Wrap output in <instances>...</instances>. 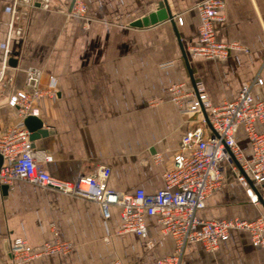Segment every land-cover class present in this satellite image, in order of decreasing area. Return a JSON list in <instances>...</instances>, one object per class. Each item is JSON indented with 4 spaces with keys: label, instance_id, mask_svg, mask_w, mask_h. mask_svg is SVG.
Wrapping results in <instances>:
<instances>
[{
    "label": "crops",
    "instance_id": "1",
    "mask_svg": "<svg viewBox=\"0 0 264 264\" xmlns=\"http://www.w3.org/2000/svg\"><path fill=\"white\" fill-rule=\"evenodd\" d=\"M161 0H86L87 18L70 19L65 11L72 0H51L49 10L37 3L19 6L0 0V133L20 124L12 93L30 90L26 77L39 75L41 86L56 79V97L36 99L37 117L49 132L34 141V149L50 156L41 166L48 173L74 180L92 176L100 166L110 175L107 187L119 192L142 188L155 193L163 187L162 174L172 167L181 137L201 125L200 113L181 107L200 81L213 105L233 100L243 84L257 74L263 84L252 88L264 103V0H224L223 19L214 24L220 42L238 41L247 52L231 51L224 60L191 57L197 43L201 0H166L176 32L165 20L148 27L132 23L157 9ZM182 18L179 23L178 18ZM11 24L21 28L10 33ZM186 53L188 69L182 57ZM14 59L15 64L9 63ZM192 77V78H191ZM181 84L180 105L169 88ZM208 132V126H204ZM264 132V123H257ZM235 140L247 157L251 146L243 129ZM160 155L159 163L154 155ZM104 218L97 202L66 195L16 179L0 185V264H11L9 243L24 238L35 249L54 238L72 242L66 255L35 257L21 264H157L173 250V239L163 235L154 217H146L145 236L121 233L120 208L111 206ZM264 211L250 203L233 169L226 165L221 187L198 211L202 219L250 220ZM150 243V247L148 246ZM180 264H264V248L251 243L247 231L233 229L216 251L189 243Z\"/></svg>",
    "mask_w": 264,
    "mask_h": 264
},
{
    "label": "built area",
    "instance_id": "2",
    "mask_svg": "<svg viewBox=\"0 0 264 264\" xmlns=\"http://www.w3.org/2000/svg\"><path fill=\"white\" fill-rule=\"evenodd\" d=\"M38 4L42 9L51 8V0H15V12L19 6ZM199 16L197 43L189 48L191 57L208 60H224L231 51L247 52L248 48L238 41L220 42L215 37L214 24L223 19L221 11L224 0H201L195 6ZM70 19H86V0H73L70 9L65 11ZM182 23V18H178ZM21 28L10 26L9 34L20 35ZM260 71L264 72V64ZM30 90L12 93L8 104L15 107L20 116V124L11 125L0 133V185L10 186L16 179L60 193L97 202L104 218H109L111 206L120 208L121 233H131L136 237L145 236L146 217H154L163 235L173 239V250L162 257L157 264H180L184 250L189 243H200L207 252L218 249L220 241L229 237L233 229L249 233L251 243L264 248V211L250 220L202 219L198 211L205 206L207 197L218 190L224 179V168L229 165L241 186L245 189L250 203L264 207V132H258L257 123H264V103L252 96V88L263 84L260 74L241 86L235 99L213 105L200 81H195L191 98L181 111L207 113L201 125L187 131L180 140L173 158L172 167L162 174L163 187L155 193H146L142 188L133 192H119L107 187L110 169L100 166L92 176L79 175L74 180H64L48 173L41 166L50 156L32 146L30 133L23 125L29 116H37L34 107L36 99L56 97V79L49 77L45 86L40 85L39 75L32 71L26 77ZM181 84L169 88L172 100L180 105ZM181 106V105H180ZM208 126V132L203 127ZM242 128L251 146L252 154L247 157L235 140L238 128ZM161 156L154 155L159 163ZM240 164V169L234 163ZM54 238L39 248L31 247L21 237L9 243L11 264H21L43 255H66L72 249V242L61 240L53 227ZM150 247V243H148ZM110 264H123L114 260ZM141 264V263H134Z\"/></svg>",
    "mask_w": 264,
    "mask_h": 264
},
{
    "label": "water",
    "instance_id": "3",
    "mask_svg": "<svg viewBox=\"0 0 264 264\" xmlns=\"http://www.w3.org/2000/svg\"><path fill=\"white\" fill-rule=\"evenodd\" d=\"M72 4H73V0L71 2L70 8H71ZM165 20L170 21V23L172 24V26L174 28L175 33L177 34L176 27H175V24H174V21H173V17H172V14H171V12H170V10L168 8L167 2H166V0H161L158 3L157 9L155 11L149 13L147 16L143 17L142 19H140L138 21H135L134 23H132V26H135V27H148V26L154 25V24H156L158 22L165 21ZM181 52H182L183 60H184V62L186 64V67L188 69L189 75L192 76L191 72H190V69H189V65H188V59H187L186 53L183 50L182 46H181ZM9 63L14 65L15 64L14 59H10ZM192 83L195 86V81H194L193 78H192ZM201 111H202V114H203V117H204L205 121L209 125L208 119H207V113H206L205 109L201 108ZM23 125L25 126V128L30 133V140L33 142L32 143L33 147L35 146L34 141L36 139H38L40 137L47 136V134L49 132L47 129H45L43 127V122L41 121V119L39 117H37V116H34V115L27 116L23 120ZM1 162H2V157L0 156V164H1ZM234 163L240 169V164L236 160H234Z\"/></svg>",
    "mask_w": 264,
    "mask_h": 264
}]
</instances>
